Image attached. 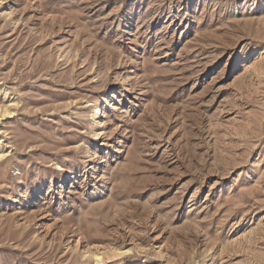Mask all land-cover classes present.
<instances>
[{
    "label": "rangeland",
    "instance_id": "rangeland-1",
    "mask_svg": "<svg viewBox=\"0 0 264 264\" xmlns=\"http://www.w3.org/2000/svg\"><path fill=\"white\" fill-rule=\"evenodd\" d=\"M0 264H264V0H0Z\"/></svg>",
    "mask_w": 264,
    "mask_h": 264
},
{
    "label": "bare ground",
    "instance_id": "bare-ground-1",
    "mask_svg": "<svg viewBox=\"0 0 264 264\" xmlns=\"http://www.w3.org/2000/svg\"><path fill=\"white\" fill-rule=\"evenodd\" d=\"M95 112H93L92 114V120L93 122H97L98 119H100V115H101V110H100V107H95L94 108ZM91 257L95 260V262H98L99 260H101L100 256L99 255H96V254H92Z\"/></svg>",
    "mask_w": 264,
    "mask_h": 264
}]
</instances>
